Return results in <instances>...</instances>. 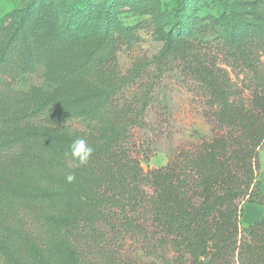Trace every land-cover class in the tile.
Listing matches in <instances>:
<instances>
[{"label":"trees","instance_id":"obj_1","mask_svg":"<svg viewBox=\"0 0 264 264\" xmlns=\"http://www.w3.org/2000/svg\"><path fill=\"white\" fill-rule=\"evenodd\" d=\"M40 1H30L27 17ZM91 1L66 6L58 44L35 30L30 42L21 26L3 43L0 34V264H124L129 240L151 256L176 254L180 264H264V217L240 238L241 202L264 205L256 178L264 147V27L229 54L248 76L245 99L215 57L201 49L203 39L183 38L190 0L175 1L172 35L178 41L163 51L162 62H183L219 132L146 173L132 139L136 128L146 126L150 98L126 101L130 79L119 76L116 66L96 85L63 84L58 93L15 87L14 58L30 64L33 52L44 50L58 62L70 61V41L98 33L100 27L89 23ZM101 25L106 34L108 11ZM168 40L174 41L170 34ZM99 49L87 56L90 70ZM74 72L83 71L79 66ZM74 122L85 131L74 129ZM77 137L94 149L81 166L69 149ZM69 173L76 177L72 183Z\"/></svg>","mask_w":264,"mask_h":264},{"label":"rangeland","instance_id":"obj_2","mask_svg":"<svg viewBox=\"0 0 264 264\" xmlns=\"http://www.w3.org/2000/svg\"><path fill=\"white\" fill-rule=\"evenodd\" d=\"M30 1L0 0L2 43L21 26L30 42L34 40L32 33L35 30L50 44H58V27L67 15L66 6L77 7L81 0H41L27 17L25 9ZM175 1L108 0L105 3V0H92L89 7L93 9V15L89 23L100 27L98 33L90 39L71 40L68 48L72 56L70 61L58 62L44 50L38 51L39 54L34 51L30 64L23 63V57L14 58L10 68L18 76L15 87L22 91L41 87L44 91L58 93L59 86L63 84L70 87L96 85L101 77L107 75L109 66H116L119 76L132 80L128 81L126 101L142 95L150 98L146 126L136 128L132 139V149L134 154H140L144 171L149 173L163 168L183 152L195 151L204 141L214 138L219 130L207 106L205 94L188 75L183 62L174 57L162 62L163 51L178 41L172 35ZM189 10V17L184 19L188 30L183 38L203 39L201 46L205 47L201 49L215 57L219 66L228 72L238 93L247 99L248 76L229 54L243 43L246 36H255L254 30L259 25L264 27V0H190ZM106 11L109 12V25L105 34L101 22ZM246 24L250 29L243 31ZM103 32L107 39H104ZM260 32L264 35V28ZM169 34L174 40L171 43ZM96 46L101 49L92 57L96 62L90 70L87 56ZM111 50L114 51L113 60L108 62ZM25 52L26 47L23 46L22 53ZM260 60L264 63V54ZM24 66L29 71H23ZM79 66L83 72L75 73ZM18 69L25 74H17ZM106 83L110 84L108 80ZM72 127L85 131L86 126L74 122ZM256 178L264 195V147L259 151ZM240 208L241 238L252 224L264 217V205L245 199ZM122 255L126 258L124 264H180L174 261L176 254L157 253L151 256L131 240Z\"/></svg>","mask_w":264,"mask_h":264},{"label":"clouds","instance_id":"obj_3","mask_svg":"<svg viewBox=\"0 0 264 264\" xmlns=\"http://www.w3.org/2000/svg\"><path fill=\"white\" fill-rule=\"evenodd\" d=\"M69 149H70V155L73 158V160L78 162L77 166L86 164L94 151V149L92 148V146H90L87 139L82 137H77L73 139V141L69 145ZM75 178L76 177L74 173H69L66 176V181L68 183H72L75 180Z\"/></svg>","mask_w":264,"mask_h":264}]
</instances>
